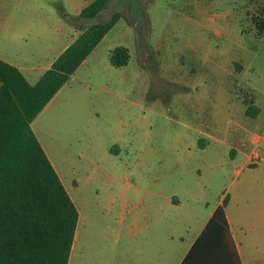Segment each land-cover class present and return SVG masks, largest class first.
Returning <instances> with one entry per match:
<instances>
[{
	"label": "rangeland",
	"instance_id": "374dc122",
	"mask_svg": "<svg viewBox=\"0 0 264 264\" xmlns=\"http://www.w3.org/2000/svg\"><path fill=\"white\" fill-rule=\"evenodd\" d=\"M91 1L0 0V32L26 35L20 55L39 36L42 58L54 36L57 52L121 14L32 122L80 212L67 264H125L123 209L172 194L201 208L226 196L243 264H264V0H110L80 19Z\"/></svg>",
	"mask_w": 264,
	"mask_h": 264
},
{
	"label": "trees",
	"instance_id": "16d2710c",
	"mask_svg": "<svg viewBox=\"0 0 264 264\" xmlns=\"http://www.w3.org/2000/svg\"><path fill=\"white\" fill-rule=\"evenodd\" d=\"M110 0H92L79 12L93 18ZM121 14L83 30L30 84L20 70L0 59V264H67L78 211L30 123L109 31ZM264 33V19H254ZM128 48L110 51L125 65ZM249 105L246 113L255 115ZM112 148V147H111ZM223 197L180 264H241L225 216Z\"/></svg>",
	"mask_w": 264,
	"mask_h": 264
},
{
	"label": "crops",
	"instance_id": "0c3cea01",
	"mask_svg": "<svg viewBox=\"0 0 264 264\" xmlns=\"http://www.w3.org/2000/svg\"><path fill=\"white\" fill-rule=\"evenodd\" d=\"M80 19L89 18L80 17ZM79 34L80 33L78 32V35ZM27 39L28 38H26V35L23 32H0V59L17 67L30 84H34L50 67L53 60L74 40L70 39L69 43L64 44L57 52H55L60 43L59 39H56V36H54V40L47 46V50L51 55H49L48 58H42L41 54L43 48L39 47V36L34 40L33 46L29 49H24L22 55H20V51H22L21 46L27 43ZM25 53L35 56V60L32 63H27L23 57ZM65 83L51 97L37 116L49 106L51 101H53L58 93H60ZM34 119L30 123L31 128ZM40 144H42L41 141ZM186 200L185 197L172 194L167 197L168 203L170 202L167 207H159L154 203L143 204V202H140L139 207H136L131 212L127 213V210L125 208L123 209L119 217V223L124 227L119 233L124 232V236L129 241V244L127 245V253L124 254L125 264L181 263L216 207L222 202L220 198L216 205H213L210 208H201L187 205L185 203ZM183 203L186 205H183ZM178 207H182L181 209H184L185 212L181 217L168 215V213H172L173 209ZM79 216L80 212L78 211V219ZM225 216L241 264H243L239 242L236 239L235 232L231 225L230 216L226 211ZM76 229L77 224L69 253V261L74 253L75 240L77 238Z\"/></svg>",
	"mask_w": 264,
	"mask_h": 264
}]
</instances>
